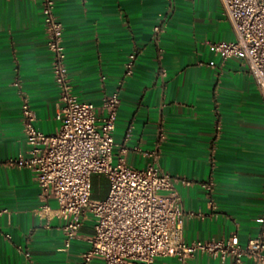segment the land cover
Masks as SVG:
<instances>
[{"label": "crops", "instance_id": "1", "mask_svg": "<svg viewBox=\"0 0 264 264\" xmlns=\"http://www.w3.org/2000/svg\"><path fill=\"white\" fill-rule=\"evenodd\" d=\"M54 2L75 97L98 108L119 92L116 157L144 169L155 162L152 153L161 172L191 183L175 186L183 209L205 217H186L185 242L235 234L244 245L255 238L264 207V102L245 63L223 61L210 47L236 40L220 0H173L171 9L165 0ZM41 11L32 0H0V264H81L94 235L87 220L66 248L56 203L43 212L32 173L7 164L29 150L21 116L25 101L39 131L52 135L60 127ZM133 52L135 69L126 76ZM93 180L106 184L93 196L104 200L108 180ZM208 182L212 192L202 188ZM189 264L221 263L197 255Z\"/></svg>", "mask_w": 264, "mask_h": 264}, {"label": "built area", "instance_id": "2", "mask_svg": "<svg viewBox=\"0 0 264 264\" xmlns=\"http://www.w3.org/2000/svg\"><path fill=\"white\" fill-rule=\"evenodd\" d=\"M39 2L51 55V72L59 91L56 120L59 129L47 135L35 127L36 117L25 101L21 106L23 136L29 147L26 155L9 159L7 164L29 170L40 188L41 210L52 211L50 201L64 221L65 247L78 237L87 220L94 235L81 264H156L158 259H175L189 264L197 255H208L221 264H243L249 259L264 264V207L258 220V235L244 245L237 235L218 240L186 243V217L203 219L202 213L185 212L176 184L190 186L179 177L161 172L155 162L144 169L129 166L115 155L114 133L121 99L119 92L102 99L100 107L81 103L73 94L66 66L64 27L55 14L54 0ZM171 9L173 0H165ZM223 14L236 37L232 43H211L223 60H242L254 79L264 102V0H220ZM159 34L161 26L154 28ZM136 53L129 55L126 76L135 69ZM138 151V149H134ZM127 152L121 149V155ZM108 180L104 200L92 198V179ZM212 192L213 183L202 185ZM264 198V186H263ZM4 211H0V216ZM9 238V236H6Z\"/></svg>", "mask_w": 264, "mask_h": 264}, {"label": "trees", "instance_id": "3", "mask_svg": "<svg viewBox=\"0 0 264 264\" xmlns=\"http://www.w3.org/2000/svg\"><path fill=\"white\" fill-rule=\"evenodd\" d=\"M107 188L105 183H102V185H99V183L92 181V198L95 193H97L99 190L105 191Z\"/></svg>", "mask_w": 264, "mask_h": 264}]
</instances>
